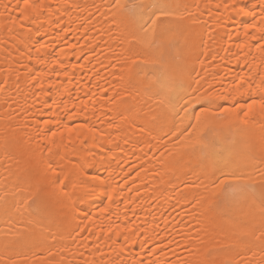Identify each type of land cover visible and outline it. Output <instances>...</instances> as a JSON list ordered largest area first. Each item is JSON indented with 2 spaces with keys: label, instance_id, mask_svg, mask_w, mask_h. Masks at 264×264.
I'll return each instance as SVG.
<instances>
[{
  "label": "snow or ice",
  "instance_id": "6c2138e0",
  "mask_svg": "<svg viewBox=\"0 0 264 264\" xmlns=\"http://www.w3.org/2000/svg\"><path fill=\"white\" fill-rule=\"evenodd\" d=\"M4 7L7 11L9 5ZM71 7L75 5H70L68 0H64L62 4H52L50 0H15L11 5L12 11L3 17L7 21L3 29L10 35L8 39L0 41L4 49L3 59H0V93H6L9 87L19 82L21 71L28 78V83L37 90L35 95L45 91V79L49 81L51 89L58 91L64 86L69 72L76 69L75 64H65L57 58L46 73H37L24 60L31 64L35 55L37 63H45L41 51L46 52L48 44L41 42L43 36L40 41H32L34 36L40 35L44 30L41 18L47 17V23L51 26L56 12L61 8ZM204 7L207 10L208 6ZM200 8L199 4H194L191 0H152L147 5L142 0L128 5H122L121 0H112L108 6L105 15L113 21L112 28L119 27L115 21L124 22L123 15L126 13L132 21L133 32L145 37L143 43L129 39L128 52L131 54V63L141 69L138 75L143 76L144 80L156 77V87L160 90L154 91L151 85L145 89L153 96H158L162 91L166 76L162 65L148 63L147 55L158 53L163 47L171 51L174 59H179L178 49L190 51L196 47L197 42L203 45L204 33L198 29L207 28L208 25L206 22L200 23ZM215 8L217 12L223 9L225 12L251 17V22L242 25L237 31L236 39L244 43L236 47L248 49V55H252V47H255L256 52L264 57V0H258L251 8L247 0H224L215 5ZM55 22L59 24V18ZM88 31L82 34L84 45L65 41L67 28L59 29L63 34L60 39L69 50H75L92 43L88 39ZM43 35H47V32H43ZM124 41L125 37L119 34L117 43L123 48ZM21 48L24 49L23 52H20ZM89 51L94 52L95 49L90 48ZM123 55L124 53H120V57ZM200 55L204 53L201 52ZM245 60L247 61V56ZM120 63L121 60L117 57L114 64ZM200 63L203 64V61ZM261 63L264 64V60ZM191 72H195L194 65ZM257 75L260 83L255 92L252 91L250 79L237 76L232 92L247 90V93L240 92L239 97L233 96L232 92L215 95V86L208 83L206 77H200L204 83L194 81L198 87L185 94L179 110L172 113L168 130L161 136V139H169L162 145L159 160H163L165 153L170 151L169 145L176 148L177 144L180 158L170 163L180 165L184 156L190 157V172L196 175V180L191 182L193 191L206 189L205 180L212 186L221 185L224 188L225 196L217 205L218 218L212 226L219 242L207 250H203V237L208 232L195 215L201 204L196 196L186 205L193 212L192 222L186 225L187 232L177 231L175 236L167 232L161 236L156 230L159 227L157 225L152 229L154 238L148 235L146 229L138 233L136 229L126 228L124 239L117 247V239L121 235L120 226L113 228L110 224L106 232L101 228L100 235L92 233L96 239L91 248L88 246V238L83 234L92 226L90 218L95 214L91 208L93 198L99 192H104L111 200L109 189L114 178L89 176V169L100 157L86 149L77 152L75 144L83 143L81 136L84 134L89 139L101 141L109 139L112 131L124 132L121 139L125 145L133 135L156 140L151 134H161L155 119L142 110L137 111L131 91L126 88L113 90L111 96L107 91L102 93L107 97L102 103L118 108L117 115L121 118L119 122L115 119L108 120L106 127L93 121L77 127L61 123L59 113L68 109L55 101L53 105L57 111L48 119H40L45 114L43 108L36 109L33 104L30 109L15 101L9 103L10 97L5 99L4 103L9 111L6 117H0V121L9 126L15 121L21 130H26L29 126L34 128V135L30 139L43 144L48 155L41 161L42 168L37 166L21 172L18 167H13V154L19 140L8 134L9 128L0 133V264H264V91L261 90L264 89V74ZM191 87L192 84L189 89ZM229 100L232 102L231 109L220 103ZM88 103H92L90 98ZM13 104L16 106L13 107ZM53 105L47 106L49 112H53ZM196 106H199L198 112ZM233 109L238 115L242 114L244 119L227 126L218 124L223 114ZM68 111L82 116L87 111V105L80 109L73 105ZM30 112L36 115L34 121L30 118ZM108 115L109 113H105V116ZM77 129L80 135L73 140L71 134L77 132ZM100 146L99 143L96 144L97 148ZM115 146L121 147L120 144ZM61 148H72V153L65 152L61 155ZM153 167L151 160L142 162L138 168L130 165L124 173V183L127 184L131 179L135 184L137 180H141V172L148 174ZM160 168L162 171L155 172L154 180L174 176L172 171L164 170V164ZM132 172H135L134 177ZM188 186V182H185V187ZM139 187L148 185L141 180ZM128 190L132 191L131 188ZM112 191L119 195L124 189ZM136 199H139V195ZM69 209L74 218L83 216L71 229L66 227ZM98 211L107 214L108 208L105 206ZM138 235L144 237L140 243L141 252L145 254L127 251L129 242ZM99 241H112L104 246L110 248L111 253L101 248ZM148 244L151 247L145 248ZM166 250L171 252L170 256L166 254ZM85 252L91 259L85 256Z\"/></svg>",
  "mask_w": 264,
  "mask_h": 264
},
{
  "label": "bare ground",
  "instance_id": "6f19581e",
  "mask_svg": "<svg viewBox=\"0 0 264 264\" xmlns=\"http://www.w3.org/2000/svg\"><path fill=\"white\" fill-rule=\"evenodd\" d=\"M50 2L52 4H62L64 0H50ZM111 2L112 0H68V3L75 5V7L61 8L53 17L51 26L47 23V17L41 18L40 23H44L43 32H47V35H43L42 32L40 35L34 36L32 41H40L41 36H43L41 42L48 44L47 51H41L45 63H37L35 55H33L31 64L27 60H24V63L37 73H46L51 68L52 62L60 58L65 64H75L76 69L69 72L64 86L58 91L49 88V81L45 79V91L40 92L38 95H35L37 90L28 83V78L21 71L19 82L9 87L6 93H0V117H6L9 111L4 103L5 99L9 97V103L15 101L30 109L33 104L36 105V109L43 108L45 114L39 117L40 119H48L57 111L53 105V101H55L61 103L62 107L68 110L73 105H76L77 109L82 108L85 104L87 105V111L82 116L68 110L60 112L59 119L61 123L77 127L93 121L97 125L103 124L106 127L108 120L115 119L119 122L121 118L117 115L118 108L102 103L107 99L102 93L107 91L111 96L113 90L120 91L126 88L131 91L137 105V111L142 110L150 118L155 119L161 134H151L156 137V140H151L150 137H136L133 135V138L128 140L127 145L121 139L125 135L124 132L112 131L109 136L111 143H109V139L98 141L89 139L84 134L81 136L83 143L77 142L75 144L74 147L77 152L86 149L98 154L100 157L89 169V176L114 178L111 182L112 187L109 189L111 200L107 198L104 192H99L93 198L91 208L95 214L90 218L92 226L88 232L83 234L88 238V246L91 248L92 242L96 239V236L92 233L100 235L99 229L102 228L106 232L110 224L113 228L117 225L120 226L121 235L117 239V247L124 239V229L126 228L136 229L138 233L144 232L146 229L148 235H152L154 238L155 234L152 229L157 225L159 227L156 230L161 236L167 232H171L173 236L176 235L177 231L187 232L186 225L192 222L193 212L191 207L186 205H188V201L192 200L193 196H196L200 199L201 204L195 215L208 232V235L203 237V250H207L219 242L212 231V226L218 218L217 205L225 196L224 188L221 185L212 186L205 180L206 189L201 188L198 191H193L191 182L196 180V175L190 172L188 164L190 157L184 156L180 165L170 163L180 158L177 144L176 148L169 145L170 151L165 153L163 160H159L160 152L163 151L162 145L169 139L168 137L161 139V136L163 132L168 130L167 125L171 123L172 113L179 110L185 94L188 91H194L198 87V84L194 81L199 80V83H204V80L200 77H206L208 83L215 86V95H227L232 92L237 76L250 79L253 84L252 91L255 92L260 83L257 74H264V64L261 63L264 57L256 52L255 47H252V55H248V49L236 47V45L244 43V41L236 39V33L242 25L251 22V17L241 16L231 11L225 12L223 9L217 12L215 5L223 3L224 0H191L192 3L201 6L202 18L200 23L204 24L206 22L208 25L207 28L198 29L204 33V43L201 45L197 42L196 47L190 51L182 48L178 49L179 59H174L171 51L163 47L158 53L147 55L148 63L162 65L166 76L162 91L158 96H153L145 89L151 85L154 91L160 90L156 87V77L144 80L143 76L138 75L141 69L131 63V54L128 52L127 41L129 39H136L143 43L145 37L143 34L133 32L131 29L132 21L126 13L123 15V23H121V20L115 21L119 27H111L113 21L107 19L105 15ZM133 2H137V0H121L122 5ZM142 2L147 5L152 0H142ZM14 3L15 0H0V41L9 38L10 34L3 29V25L7 23L3 17L12 11L11 5ZM247 3L251 8L252 5L258 3V0H247ZM5 5H9L7 11H5ZM205 5L208 6L207 10H205ZM57 18H59V24L55 22ZM188 23H192V21H188ZM60 28H67L68 30V35L64 36L65 41L73 44L79 43L80 45L85 44L82 34L89 30L88 39L92 40V43L85 47L69 50L60 39V36L63 35L59 32ZM119 34L125 37L124 48L117 43ZM229 36L232 38L229 39ZM26 43H29V41H26ZM36 46L39 47L38 44ZM90 48L95 49V51H89ZM23 51L24 49L21 48L20 52ZM201 52L204 55H200ZM120 53H124V55L120 57ZM3 56L4 49L0 45V59H3ZM82 56L83 58H81ZM245 56H247V61ZM117 57L121 60L120 64H114ZM200 61H203V64ZM193 65L195 66V72L192 73ZM191 84L192 87L189 89ZM204 86L207 87V84ZM261 90L264 91V89ZM240 92L247 93V90L240 89L239 92H232V95L239 97ZM89 98L92 103H88ZM220 103L225 108H232L231 100L220 101ZM48 105H53V112L48 111ZM15 106L13 104V107ZM196 110L199 111V106H196ZM105 113H109V115L105 116ZM30 118L34 121L36 115L30 112ZM243 119V115H238L236 110L233 109L224 113L223 117L218 120V124L227 126ZM6 128L10 129L9 135L19 140L13 154V167H18L21 172L37 166L42 168L41 161L46 159L48 154L43 144H37L30 139L34 135L35 129L29 126L26 130H21L17 127L15 121L10 126L4 121H0V133H3ZM78 135H80L79 129H77V132L72 133L71 137L76 140ZM258 135L257 132V137ZM106 136H108V133H106ZM157 141H159L158 144ZM97 143L101 145L100 148L96 147ZM116 144H120L121 147H116ZM59 151L61 155H64L65 152L72 153V148H61ZM41 153H43V156H41ZM105 153L107 154L105 155ZM149 160L154 165L152 172L148 174L141 172V180L146 182L148 187L140 188L141 180H137L133 184L129 179L127 184L124 183V173L128 171L130 165L138 168L142 162ZM161 164L165 165L164 170L172 171L174 176H164L163 180H154L155 172L162 171ZM186 172L189 174L184 175ZM131 175L134 177L135 172H132ZM185 182H188V187H185ZM117 188H123L124 191L117 195L115 191H112V189ZM129 188L132 191H129ZM138 188L139 192H137ZM137 195H139V199H136ZM105 206L108 208L107 214L98 211ZM82 219L83 216L74 218L69 209L66 227L71 229ZM180 221L184 223H180ZM143 238L139 235L133 237V241L129 242L127 251L134 254H145L141 252L140 241ZM99 243L101 248H104L105 244H111L112 241H99ZM148 247H151V244L145 245V248ZM104 250L111 253L110 248H104ZM84 254L91 259L87 252ZM166 254L170 256L171 252L166 250ZM112 255H115V253H112Z\"/></svg>",
  "mask_w": 264,
  "mask_h": 264
}]
</instances>
